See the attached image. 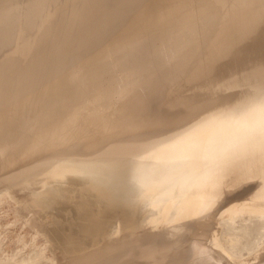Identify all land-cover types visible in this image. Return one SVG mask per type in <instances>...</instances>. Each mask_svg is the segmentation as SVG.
<instances>
[{
  "label": "bare ground",
  "instance_id": "obj_1",
  "mask_svg": "<svg viewBox=\"0 0 264 264\" xmlns=\"http://www.w3.org/2000/svg\"><path fill=\"white\" fill-rule=\"evenodd\" d=\"M105 1L106 0H98L96 4L91 5L89 8L90 12L88 14L87 12H80V9L78 10V12L76 11L79 4H81L80 0H72L70 2L68 7L70 12L72 13V16H70L69 21L67 20L69 22L68 24H70V27L67 26L69 28L68 34L69 36H71V38H75L76 34L82 30V32L84 31L85 36L83 38L79 37V39L75 38V40H73L74 42L72 43L70 42L71 40L68 41L66 39L67 43L62 42V47H60L59 51L56 50L57 48L54 50L58 53L57 57L53 54L54 51L52 52V56L56 58L53 59L51 71L49 72L48 76L41 77L38 80L35 79L32 81L30 78V71L26 70L27 72L24 75L22 73V76L20 78H17L18 74L22 72L21 69L31 68V66L33 65L32 62H35L38 57H41L39 56V53L42 52V48L32 44L33 42L30 45H33L35 47L31 48L29 44V46H26L27 44L23 43V45L17 49L19 50L18 52L20 53V55H15V61L5 62L0 60V157H6L15 154L22 148L24 142H27V144L23 146L21 153L30 154L29 156L32 157L34 155H37L35 152H37L38 150L47 148L60 150L68 148L74 151L76 150L81 152L93 150L96 151V148L99 145V137L101 135H105L107 133L114 134L116 132L132 133V129L123 128L124 126L120 127L114 126V124H110V121L106 119V110L113 108L116 100L119 101L117 106L115 107V114L117 113L118 115L115 121L118 122H121L125 117L132 115V113H136V111L145 113V111H143L144 106H149V104L146 103L147 101L145 99L149 97L151 98V96H153L154 100L157 101L161 99L164 96V86L169 83L176 84L175 81L176 79H178V77H176L175 79V76L173 75L174 71H185V68L190 65L188 63H190L191 61L192 63L195 62L196 57L199 56L200 50H197L204 47V45L198 44L197 46L195 45L196 47L191 46L187 50L188 46L194 41V37L197 32L201 28L203 29L206 25H208L211 15L205 10L197 9L196 11L193 10L182 14H180V12H182L180 11L177 15H170L169 12L165 11L164 13L161 12L162 14L158 17L153 18L150 16L149 12H146L147 10H149V8H151L150 5L149 8H147V3L149 2H147V0H119L113 9H111V5H109L111 6V8H108L105 4ZM159 1L161 4V0ZM159 1L158 4L155 5H159ZM162 1L164 2V0ZM255 1L257 2V0ZM155 2L157 1H154V3ZM112 3L113 2H111V4ZM154 3L151 5H154ZM258 3L263 4L262 1L259 0ZM255 5L257 6V4ZM247 6L249 5H246L245 7ZM182 9L183 8H181V10ZM245 10L246 12L248 11L247 9H242L241 11L235 9V11L237 12L235 13L233 8L232 12L234 11L233 13H235L236 16L240 15L238 14L239 12L242 13L243 17L241 16V18H243L244 24L239 23L238 25V21L235 19L236 16L230 12L232 16H235L234 19L237 21V24H235L237 29L233 27V29H231L236 33L234 32L235 34H233V32H230L231 30H229L231 28L230 26L234 25V22L229 26L230 28L227 26V22L221 28V31L217 33L219 34L217 41H215L216 39H214L213 42H215H212L211 44L216 45L217 49H219L220 47L226 49L225 51H222L224 52V55L227 56V54L233 51L231 47H236L234 44L233 45L235 47H233L232 43L230 44L229 39L231 37H233L232 40H234V38H237L239 39V42L240 40L245 42V40L250 39V37L248 38V36L252 35L253 32H255L254 28L252 29V26L254 24L255 26L261 25L262 29L257 33V35L253 37L251 42L249 41L250 44L247 45L245 42V45H247V48H245L247 50L244 49V47H242L243 49L236 48L237 50H234V52H237V54L235 53L236 55L240 54L243 56V58L248 53L249 61L255 65L251 69L247 68V70L250 69V72H253L254 74L255 71L259 72L260 69H264V62H260V58L264 57L261 54L263 52V48L261 52L258 51L262 46L264 47V19H261L262 22L257 23V20H249L250 18H248V15L246 13L245 15L248 18L247 21V18L243 13V11ZM130 11H132V13H130ZM263 13H261V15ZM97 15L101 16V20L99 22H92L93 18ZM129 15L134 16L131 17ZM124 17H129L127 19H129V21H133L128 23L126 21V23H124L123 25L122 20L124 19ZM244 18H246L245 21H247V23L244 22ZM134 20L135 22H138V25H136L137 23H135ZM230 21H233V18H231ZM117 23H121L123 27H117ZM66 25H64V27ZM225 26L229 28V32L227 31L229 34L227 36L225 34L226 32H224L226 30ZM66 30L64 31L67 33ZM173 30H175L176 32H173ZM222 30L224 33L222 32ZM221 33L222 36H225L223 37L225 40H219V38L222 37ZM231 33L234 36L230 35ZM107 35L110 37L108 39L109 43L105 44L104 39ZM66 36H64V38ZM234 41L237 42L238 40ZM261 41H263L262 45L260 43ZM229 44L231 45V47ZM238 44H236L237 47H241L243 45V43L241 46ZM7 47L9 46L1 41L0 53H3ZM213 47L214 46H212V48ZM249 47L250 50H248ZM256 48L258 49L256 50ZM213 52L216 53V50ZM213 52L211 50V54ZM215 53L214 56L218 58L217 54L215 55ZM178 55H180L181 60L172 67V70H170V72L166 75H159V69L161 70V68L166 67L168 61L172 57ZM224 55H221V57H224ZM240 55L237 56V58L240 57ZM232 56L233 54L231 55V58ZM234 59L235 58L233 57V61ZM242 61L244 62V60ZM259 63L262 64L258 65ZM11 65L15 69L14 74H12V72L9 73V67ZM190 66L187 68V71L190 70L192 66L197 67L196 64ZM242 67L243 66H241V68ZM116 70L120 71V78L118 79L113 76V72ZM195 70L196 69H194V71ZM235 73L236 74L234 75L237 76L235 77L237 79L239 77L238 73H241ZM200 75L202 74L195 73L193 74V77L198 78L200 77ZM261 75H263V73H261ZM244 77L245 76H243V78ZM258 77L254 79L257 80ZM236 79L233 78V80L235 81ZM244 81H247L246 78ZM254 82L256 83L255 85L252 81L250 82V84L253 85L252 88H254L253 92L252 88L249 89V91L252 93L247 92L248 96L244 98L239 99V97H236L238 98V100H236L237 102L234 103L236 99L235 98L233 100V104H231V106L229 107L230 109H228L226 112H222L224 113L223 116L221 115L219 117L218 115H216L217 117H215L216 119L218 118L217 120L207 118L206 121H203L201 127L198 126V129H196V133L187 131L189 130V127H187V129L185 128L186 130L183 128L185 131L180 127V129L178 128L173 133L163 135L156 140L134 142L137 140L136 136L139 135L137 134L138 132H133L136 133V135H130L131 137L133 135V139L136 138V140L134 141L130 139V142L125 141V143H118L120 141H118L117 143L113 142L110 146H107L103 150L101 149V151L96 153L95 155L85 158H83L82 155H80L82 156V158H80V156L74 157L73 155L69 154L67 156H64V154L63 156H59L58 154V156L56 157H51L45 161H41L39 163L21 168L18 171L9 174L6 177V180L9 181V183H13L15 185H19L22 181L21 183L23 185L24 182V186L27 184H31V186L33 185L34 188H39L47 180L46 177L48 178V176L50 175L51 176L49 178H57L67 172L82 174L91 180L90 188L94 190H100L102 196L106 197L108 200H112L115 203L119 202L122 204H126L127 207L132 208L129 209L131 213L137 210L136 207L138 205L144 203V207L147 209V211H153L155 209V211L157 210L158 214H160L161 216H167L169 218L167 222H170L171 225L173 224L174 226H178L177 229L174 228V230L181 233V228L185 226L186 220L189 219L191 215L193 216V214H197L198 212L204 210V207H207L205 206V204L207 202H211V200L215 199L219 195L218 190L223 182L222 180L228 178L229 175V179H232L234 181L242 180L244 178L250 177L251 175H261L264 177V160L262 159L264 157V89L260 93H257L258 89L264 86V77H259L258 82ZM137 83L138 86L142 87L144 90L147 89L145 95L140 94L139 92L136 93L137 96L134 94L136 92L134 86L135 84L137 85ZM174 84H172V86ZM218 84L222 85V83ZM242 85L241 87H243ZM183 86L187 87V84L184 85L183 83ZM247 86L249 88L251 87L249 84ZM223 87L225 88L224 84ZM248 87H246V90H244L243 88L242 92L239 90L242 93L241 95H243V91H248ZM178 89H180V87ZM221 90L223 91L224 89ZM179 91H181V89ZM224 92L226 93V91ZM134 95L136 97H134ZM10 99H13V103L10 105L12 107L9 111H6L8 107L6 108V106H4L3 104L7 103V101H9ZM229 99L230 101L232 100L231 98ZM256 99H260L262 102L259 101L260 103H256L258 101ZM88 103L89 106H87ZM225 107L227 108L226 105ZM85 108L88 109L87 116L84 117L83 120L81 118L82 121H80L77 117V115L79 114L77 113H79L78 111L84 110ZM238 108H241V111H238ZM86 109L85 111H87ZM22 111L23 113L24 111L29 112L30 116L26 118L25 115H29V113L23 114ZM219 111L221 112L222 110ZM219 111L217 110L218 114ZM19 114L23 115L24 117H17ZM213 114L214 112L212 113V115ZM81 115L82 116H79L83 117V114ZM60 116H64V119L58 120ZM158 121L159 119H156V117L154 121H152V119L147 120L142 126L144 129H142L141 127L140 128L143 131H149L154 127H157V129L168 127L159 126L157 124ZM178 122V119H173L171 121V125H177ZM111 123H114V121ZM115 124L118 123L116 122ZM191 126L194 127V125ZM194 128H196V124ZM14 131H18V134L12 137ZM141 136L138 137L140 141L142 140ZM125 138H127V136H125ZM21 153L20 155H22ZM32 153L35 154L33 155ZM54 154L57 155L56 153ZM32 159L33 158H31V160ZM256 159L260 161V165L255 168V170L247 172V170L251 167L250 163ZM14 162H16V159L5 160L6 164ZM244 168H246L247 170L244 171ZM44 175L46 177H44ZM263 188L264 186H262L261 189ZM257 196L255 198L253 197L251 201L257 202V199L262 197L261 194L260 197L258 194ZM248 209L249 208L244 211L246 212L248 211ZM231 210H233V208ZM249 210L252 211V208ZM233 211L235 213V209ZM228 212H226V215ZM254 212L257 213L256 211ZM260 212H264V209ZM172 216L175 218H172ZM164 220L166 221L165 218ZM149 221L153 223V221ZM143 223L145 224L144 221ZM133 230V227L131 228L130 226V228L124 230V232L121 234L123 243L125 242L123 246L125 248L121 249L122 251L120 249H117L116 246H105L104 248H101L99 250L95 249V251L87 252L85 254L82 253V255L79 254L80 256H77V252L74 251L76 257L73 258L71 262H69V264H107L115 260L123 252L140 242V239L134 236V234L136 233L133 234ZM165 235H167V231L164 236ZM193 235L192 237L199 236L198 234L194 236ZM173 236L176 237L175 235ZM106 237L109 238L108 235ZM113 237L114 236H112V238ZM251 237L252 235L250 236V238ZM100 238L98 240H100ZM188 239L187 241L191 240ZM193 240L195 241V238ZM197 240H199V238ZM216 241L217 240H215V242ZM190 242L191 241H189V243ZM222 242H224V240ZM189 243L186 244L189 245ZM195 243H191L184 249V252L182 254L184 256L185 262L187 260L186 257L188 258V260H191V258L193 257V259L196 258V261L197 258H199L198 260L201 261L203 258L200 259V255H203L204 253L208 255L207 249L205 250L201 246V244H205L200 243V246L202 248L201 249L199 247V244ZM212 245L213 243L210 245V248H212ZM219 245H221V243ZM229 245L234 244L229 243ZM225 247L224 249L222 248L223 251L226 249ZM179 250H181V248ZM138 251L140 252L141 250ZM138 253L136 254L138 255ZM151 255V245H149L147 248H144V250H142L140 254V256L143 258H147ZM153 259L156 258L153 257ZM143 261L144 260H142V262ZM135 263L139 264V262Z\"/></svg>",
  "mask_w": 264,
  "mask_h": 264
},
{
  "label": "rangeland",
  "instance_id": "obj_2",
  "mask_svg": "<svg viewBox=\"0 0 264 264\" xmlns=\"http://www.w3.org/2000/svg\"><path fill=\"white\" fill-rule=\"evenodd\" d=\"M71 1L72 0H0V42L3 41L9 46L4 50L3 53H0V60L5 61V62L15 61L16 60L15 55H20V53L18 52L19 50L17 49L21 47L23 43L27 44L26 46H29L33 42L32 44L42 48L41 49L42 52L39 53V56L41 57H38L35 62H32L33 65L31 66V68L21 69L22 72L18 74L17 78H20L22 76V73L24 75L27 71H30V74H31L30 78L32 81L35 79L38 80L41 77L48 76L49 72L51 71L53 59H55L58 56L57 55L58 53L55 52L54 50L57 48L56 50L59 51L60 47H62L61 46L62 42L67 43L66 39L68 41L71 40L70 42L72 43L74 42L73 40H75V38L79 39V37L83 38L85 36L84 35L85 33L84 31L82 32V30L76 34L75 38H71V36H69L68 34V30H69L68 27H70L69 26L70 24H68L69 23L68 21H69L70 16H72L71 15L72 13L70 12L68 6ZM118 1L119 0H106L105 4L108 8H111L112 6L111 9H113L115 5L118 3ZM154 1H157V2L154 3ZM158 1L159 0H147L148 2L147 8H149V5L151 8H149V10H147L146 12H149L150 16L153 18L158 17L165 11L169 12L170 15H174V14L177 15L179 14L180 11H182L180 12V14H182V13L190 12L193 10L196 11L197 9L205 10L207 13L211 15L208 25H206L205 28L203 29L201 28L197 32V34L194 37V41L187 48L188 50L191 46L196 47L198 44L204 45L203 48L201 49L199 48L197 50V51L200 50V52H199V56L196 57L195 59L196 61L193 63L192 61L188 63L190 65L196 64L197 67L192 66V68L187 71V68L190 66L188 65L187 68H185V71H174L173 75L175 76V79L176 77H178V79H176L175 81L176 84L169 83L166 86H164V96L165 97L163 96L164 97V98L162 97L163 99L162 98L159 99L158 100L159 102L157 100H154L153 96H151V98L149 97L145 99L147 101L146 103L149 104V106H146V105L144 106L143 111H145V113L136 111V113H132V115L127 116L121 122H118V121H115L116 117L118 116L117 113L115 114V109H116L115 107L117 106L119 101L116 100L114 107L106 110V117H107L106 119L110 121V124H114V126H120V127L124 126L123 128H129V129H132L133 132H138L137 134L139 136L143 135L141 136L142 138L140 137L142 139L141 141L138 138L139 136H136L138 141L136 140V138L133 139L134 138L133 135L134 134L136 135V133L116 132L114 134L107 133L105 135L104 134L101 135L99 137V143H98L99 145L97 146L96 151L95 150L85 151L86 152L85 153V152L76 151V150L74 151L68 148L62 149V150L54 149V148H47L43 150L40 149L37 152H35L37 155H34L35 153L34 154L32 153L34 155L32 157V156H29L30 154L21 153L23 146L27 144V142H24L22 148L15 154H12L6 157L1 156L0 157V264H25V263L26 264H57V263L58 264H69V262H71V260L76 257L75 252H77V256H80L79 254L82 255V253L85 254L87 252L95 251V249L99 250L101 248H104L105 246H110V247L116 246L117 249L121 250L125 248L123 247L125 242L123 243L121 234L124 232V230H127L128 228H130V226L131 228L133 227L134 229L133 234L136 233L134 234V236L138 237L140 239V242H138L137 245L126 250L115 260L107 264H131V263L136 264L135 262L137 263L139 262V264H156V263L158 264H209V263L210 264H228V263L229 264H244V263L245 264L247 263L248 264H264L263 263L264 262V228H263L264 227V212L262 213L260 212L264 209V196H263L264 188L261 189L262 186H264L263 185L264 177L261 175H253V176L251 175L250 177L244 178L242 180H235V181L232 179H229L230 177L229 175L228 178H225L224 180H222L223 182L218 190L219 195L216 198L214 197L215 199L211 200V202H207L205 204V206L207 207L205 208L203 206L204 210H202L201 212H198L197 214H193V216L191 215L189 219L186 220L185 226L181 228V233L174 230V228L177 229L178 226H174L172 224L174 226L173 227L170 222H167L169 219L167 216L165 217L161 216L160 214H158L157 210L155 211V209L153 211L152 210L147 211V209L144 207V203L138 205L136 207L137 210L131 213L129 209H132V208L127 207L126 204H122L119 202L115 203L112 200H108L106 197L102 196V194L100 193V190H94L90 188L91 180L82 174H75V173L67 172L64 175L57 177V178H53V177L49 178L51 175L48 176L47 178L46 177L47 174H46V176L44 175V177H46L47 180L39 188L38 187L34 188L33 185L31 186V184H27L24 186V182H23V185L21 183L22 181L20 182L19 185H15L13 183L12 184L9 183V181L6 180V177L9 174L16 172L19 169L27 167L29 165L39 163L41 161H45L48 158L56 157L58 156V154L59 156L60 155L63 156V154L64 156H67L69 154V155H73L74 157H79L80 155H82L83 158H85V157L95 155L96 153L100 152L101 149L103 150L107 146H110L111 143L113 142L117 143L118 141H120L118 143H125V141L130 142L131 141L130 139H132L133 141L136 140L134 142H145V141L156 140L163 135L173 133L178 128L180 129V127L182 130H184L185 128L187 129V127H189V130L187 131H191V133H194V132L196 133V129H198V126L201 127V125L203 124V121H206L207 118L215 120L217 117L216 115H218L219 117L221 115L223 116L224 113L222 112L223 111L226 112L228 109H230L229 107L231 106V104H233V100L236 97H239V99L244 98L248 96L247 92L248 93L253 92L254 88H252L253 85H251L250 82L252 81L255 85L256 83L254 81L258 82L259 77L263 78L264 69L262 70L260 69L259 72L255 71V73L253 74V72H250V69L253 68L255 64H252L249 61L248 53L245 55L247 58L245 56L243 58V56L240 54L236 55L237 52H234V50L236 51L237 50L236 48L243 49L242 47L246 49L247 48L246 46L250 44L253 37L257 35V33L262 29V26L261 25L255 26V24L253 25L254 27L252 26V29L254 28L255 32H253L252 34L253 36L252 35L248 36V38L250 37V39L247 38L248 40H245L247 45H245V42L241 40L239 42V39L237 38H234V40H238L237 42L232 40L233 37H231L230 35H233L236 33L234 30L232 31L231 29L233 28L237 29V27L235 26V24H237V21H238V25L239 23L244 24L243 18H241V16L243 17L242 13L239 12L238 14L240 15L236 16L235 13L237 12L235 11V9H237L238 11H241L242 9L243 10L247 9L248 10L247 12L246 10L243 11L245 17H246L245 14L247 13L248 18H250L249 20H252V21L257 20V23L262 22L261 19H264L263 17L264 16L263 15L264 14L263 13L264 12V6H263L264 1L263 0H259V1H262L263 4H260L261 2L258 3V0L257 2L255 0H236V2L235 0H187V1L186 0H181V1L180 0H164L165 3L161 0L162 2L161 4L159 1L160 6L155 5V4H158ZM97 2L98 0H80L81 4H79L76 11L78 12V10L80 9V12H84V13L87 12L88 14L90 12L89 11L90 6L96 4ZM111 2L113 3L111 4ZM152 2L154 3V5H151L153 4ZM255 4H257V6ZM246 5H249L247 6L248 8L245 7ZM259 5H262V6H259ZM181 8H183L184 10L183 9L181 10ZM233 8H234L235 13H233L234 11L232 12ZM230 12L233 13V15L236 16V18L235 16H232ZM130 13H132V11H130ZM261 13L263 14L261 15ZM249 14H250V17H249ZM127 18L129 17H124V19L122 20L123 25L124 23H126V21L127 23L133 21V20L129 21V19ZM231 18H233V21H230ZM246 18H244V22L247 23L248 18H247V21H245ZM100 20H101V16L97 15L93 18L92 22H99ZM227 22H228V25H227L228 27L232 25L234 22V25L230 26L231 28L229 27L230 29L227 28V26H225L226 30L225 29L223 30H225L224 32H226L225 33L226 36L229 34L228 33L229 30H231L230 32H233V34L231 33L229 35L231 38L230 37L228 38H230L229 39L230 44L232 43V45L234 44L236 47L233 45V47L235 48H232L231 45L229 44L231 49H233V51H231V53L227 54L226 56L224 55V52H223L226 49L221 48V47L217 49V46L212 45L211 43L213 42L214 39H216L215 41H217L218 36H219V34L217 33L221 31V28ZM135 23H137L136 25H138V22H135ZM64 25L66 26L64 27ZM123 25L121 23L116 24V26L120 28H122ZM66 27H67V30H66ZM64 30H66L67 33ZM173 32H176V31L173 30ZM64 36H66L67 38L66 37L64 38ZM221 36H222V33H221ZM223 37L225 36L220 37L219 40L221 41L225 40ZM109 38L110 37L108 35L105 37L104 39L105 44L109 43L108 42ZM241 42L243 43V45ZM260 43L262 45L263 41H261ZM236 44L240 46L242 45V46L237 47ZM35 46L32 45L31 48ZM212 46L214 47L212 48ZM206 48L207 49L209 48V49L207 50ZM258 48H256V50ZM262 48L264 52L263 46L258 51L261 52ZM202 49L204 52L202 51ZM210 49L212 50V52L216 50V53L213 52L212 53L213 55H212ZM218 50H221V51L223 50V51L221 52ZM248 50H250V47ZM52 52L56 57L52 56L53 55ZM220 52H221V55H224V57L223 56L221 57ZM263 52L261 54L264 56ZM202 53H204L205 55ZM214 53L215 55L217 54L218 58L214 56ZM218 54L220 57L218 56ZM230 54L231 55L233 54L232 58ZM239 55L240 57H238L239 58L238 59L237 56ZM233 57L236 59V61L235 59L233 61ZM241 58L242 60H244V62L241 60ZM246 59H247V62H246ZM260 59H259L260 62H264V57ZM180 60H181L180 55L172 57L168 61V64L166 67L161 68V70L159 69L158 71L159 75L163 76L169 73L170 70H172V67L176 65L178 61ZM237 60L239 64L237 63ZM226 63H228L229 65ZM260 64L262 63H259L258 65ZM241 66L243 67L241 68ZM9 68H10L9 73L12 72V74H14L15 73L14 67L11 65ZM247 68H250V69L247 70ZM194 69L196 70L194 71ZM215 71H218V72H215ZM234 71L241 73V74L238 73L239 79L235 78L237 76L234 75L236 74ZM119 72L120 71L118 70L113 72V76L117 79L120 78ZM195 73L202 74V75H200L198 79V78L193 77V74ZM261 73H263V75H261ZM243 76L245 77L243 78ZM255 76L256 77L259 76L257 80L254 79L256 78ZM233 78L236 79L237 82L233 80ZM245 78L247 81H244ZM235 82L237 85L235 84ZM183 83L184 85L187 84V87L183 86ZM214 83L217 85H215ZM218 83H222V85ZM172 84L174 85L172 86ZM223 84L225 88L223 87ZM238 84H241V85L243 84L242 85L243 87H241V85H238ZM248 84L251 86L250 88L247 86ZM211 85H213L214 87ZM177 86L178 88L180 87L182 92L179 91L180 89H178ZM182 86L183 88L184 87L185 88L183 89ZM210 86L212 87V89ZM134 87L136 91L134 93L135 95L138 92L140 94L145 95V93L147 92V89L144 90L142 87L138 86V83L137 85L135 84ZM246 87H248L247 89L248 91L246 92L243 91V95H245L243 96L241 95L242 94L241 92L243 88L244 90H246ZM251 88H252V92L249 91V89ZM221 89H224V90L222 91ZM235 89L238 91H236ZM263 89H264V86L258 89L257 93H260ZM224 91H226V93ZM236 92H237V95H236ZM135 95L134 97L137 96ZM229 98L232 99L231 100L232 103ZM236 100H238V98L235 99L234 103L237 102ZM259 101L262 102L259 99L256 103H260ZM154 102L155 103L157 102V103L155 104ZM12 103H13V99H10L9 101H7V103L3 104L4 106H6V108L8 107L6 111L10 110V108L12 107L10 105ZM225 105L227 106V108L225 107ZM87 106H89V103ZM85 109L78 111L79 113H77L80 116H82L81 114H83V117H80L79 115H77L80 121H82L83 118L87 116L88 109H86L87 111H85ZM240 109L241 108H238V111H241ZM217 110L218 111L222 110V111L221 112L219 111V114H218ZM213 112L215 114V115L213 114L214 116L212 115ZM26 113H29V112L24 111L23 114H26ZM19 115L17 117L19 118L24 117L23 115L21 116ZM29 116H30V113L29 115L28 114L25 115L26 118H28ZM155 117L156 119L157 118L159 119V121L157 122L159 126L161 127L168 126V127L161 128V129H157V127L156 128L154 127L153 129L149 131H143L142 129L144 128L142 126L144 125V122L150 119L154 121ZM63 119H64V116H60L58 118V120H63ZM173 119L179 120L177 125H171V121ZM113 121L114 123H111ZM116 122L118 124H115ZM195 124H196V128H194ZM191 125H194V127ZM14 133L12 134V137L16 136L18 134V131H14ZM147 133H149L150 135ZM130 134H133L132 137ZM125 136H127V138H125ZM121 139L123 140V142ZM44 150L47 155L45 154ZM20 153L22 155H20ZM50 153H51V156H50ZM54 153H56L57 155H55ZM82 156H80V158H82ZM31 158L33 159L31 160ZM13 159H16V162L10 163V164L5 163V160H13ZM262 159L264 160V157ZM26 160H29V161H26ZM259 165H260V161L256 159L250 163L251 167L248 170L244 168V171L245 170H247V172L253 171ZM12 192H13V195H12ZM257 194L259 195V197L261 194L262 197L257 199L258 200L257 202H252L251 200L253 199V197L255 198ZM232 208L233 210L235 209V213L233 210H231ZM247 208L249 209L252 208V211L248 209V211L245 212L244 210H247ZM254 211H256L257 213H255ZM226 212H228L227 215H226ZM164 218L166 219V221L164 220ZM172 218H175V217L172 216ZM149 220L153 221V223H156V224H153ZM143 221L145 222V224L143 223ZM149 224L152 226H150ZM197 230L199 231V233ZM247 230L249 234L247 233ZM166 231H167V235L165 236H167L168 238L164 236V234H166ZM176 233H179V234H176ZM193 233L194 235L198 234L199 236L192 237ZM106 234L109 236V238L106 237L107 236ZM173 235H175L176 237H174ZM251 235L252 237L250 238ZM112 236L114 237L112 238ZM99 238L100 240H98ZM188 238L191 240H189ZM194 238H195V241L193 240ZM198 238L199 240H197ZM187 239L191 242L189 243ZM215 240H217L216 241L217 243L215 242ZM223 240L224 242H222ZM195 242L199 244L200 248L202 246L203 249L205 250L207 249L208 255L210 256V260H209V256L206 255V253H204L205 256L204 254L200 255L201 257L200 259L202 258L204 259V260L203 259L201 260L203 262L199 261L198 260L199 258H197V261H196V258L193 259V257L191 258V260H188V258L186 257L187 260L186 262L184 261V256L182 254L184 252V249L186 248V246H189L191 243H195ZM199 242L205 245L201 244L200 246ZM186 243H189V245ZM210 243L211 244L213 243V245L211 246L212 248H210V245H211ZM220 243L221 245L223 243L222 245L223 247L219 245ZM229 243L234 244V245H229ZM215 244L216 245L218 244V245L216 246ZM224 244H227V245H224ZM149 245L152 246V255L147 258L141 257L140 256L141 251L144 250V248H147ZM170 245L173 247H171ZM219 247H220V250H219ZM224 247L226 249L223 251L222 248L224 249ZM180 248L181 250H179ZM138 250H141V251L139 252ZM135 251L136 253L139 252L138 255L135 253ZM153 257L156 259H153ZM142 260L144 261L142 262ZM210 261L211 262L213 261V262L211 263Z\"/></svg>",
  "mask_w": 264,
  "mask_h": 264
}]
</instances>
